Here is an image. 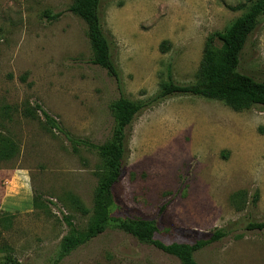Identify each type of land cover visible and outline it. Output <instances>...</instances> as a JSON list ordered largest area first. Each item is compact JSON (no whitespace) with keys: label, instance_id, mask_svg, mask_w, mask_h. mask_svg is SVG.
<instances>
[{"label":"rangeland","instance_id":"rangeland-1","mask_svg":"<svg viewBox=\"0 0 264 264\" xmlns=\"http://www.w3.org/2000/svg\"><path fill=\"white\" fill-rule=\"evenodd\" d=\"M73 1L0 0V135L20 146L0 163V264H181L114 223L62 256L66 219L79 231L93 221L99 147L112 136L110 107L120 94L147 102L169 71L179 85L195 83L209 36L253 0H102L121 88L93 63ZM239 71L264 81V15ZM26 103L41 122L23 116ZM113 191V216L154 220L166 245L227 230L195 253L197 264H264V231L246 230L264 220V108L235 111L192 95L146 108L129 129Z\"/></svg>","mask_w":264,"mask_h":264},{"label":"trees","instance_id":"trees-1","mask_svg":"<svg viewBox=\"0 0 264 264\" xmlns=\"http://www.w3.org/2000/svg\"><path fill=\"white\" fill-rule=\"evenodd\" d=\"M102 0H74L69 11L84 21L87 36L93 53V63L105 69L121 88L120 71L113 60L112 43L105 35L101 19ZM264 15V0H253L249 10L236 19L224 32L212 33L206 43L197 81L190 85L177 84L168 72L159 92L147 102H135L123 94L111 105L113 131L110 140L99 147L100 164L97 167L100 178L96 193L93 221L85 231L75 228L70 219L69 235L63 240L62 256L69 255L77 248L89 243L103 234L114 223L115 227L134 237L140 243L154 246L165 254L175 257L181 264H197L195 253L228 236V231L218 229L209 238L195 241L194 245L173 243L166 245L155 239L158 231L154 220L139 217H114V188L124 172L127 156L128 132L136 117L146 108L155 106L175 95H192L224 102L235 111L249 110L253 107L264 108V81L239 71L242 53ZM59 15L55 16L58 18ZM220 43L218 47L216 43ZM10 108L4 113L10 117ZM37 109L29 103L24 105L22 114L26 118L41 122ZM49 121L47 115H44ZM51 121V120H50ZM45 126V125H44ZM20 146L9 135H0V163L19 155ZM74 203L87 215V210L78 199ZM247 231H264V220L249 222Z\"/></svg>","mask_w":264,"mask_h":264}]
</instances>
